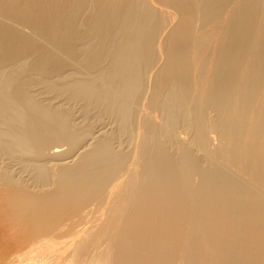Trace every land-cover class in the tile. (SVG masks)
<instances>
[{
	"label": "bare ground",
	"instance_id": "6f19581e",
	"mask_svg": "<svg viewBox=\"0 0 264 264\" xmlns=\"http://www.w3.org/2000/svg\"><path fill=\"white\" fill-rule=\"evenodd\" d=\"M0 264H264V0H0Z\"/></svg>",
	"mask_w": 264,
	"mask_h": 264
}]
</instances>
